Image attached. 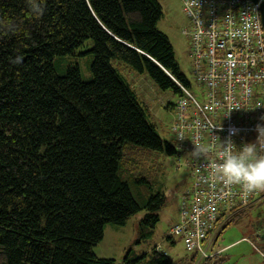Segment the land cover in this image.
<instances>
[{
    "label": "trees",
    "instance_id": "1",
    "mask_svg": "<svg viewBox=\"0 0 264 264\" xmlns=\"http://www.w3.org/2000/svg\"><path fill=\"white\" fill-rule=\"evenodd\" d=\"M161 16L159 0H0V264H115L93 253L106 224L142 208L143 222L157 223L165 198L140 175L141 157L175 156V143L170 127L162 140L128 74L178 94L167 72L189 84ZM88 39L93 79L78 67L57 73L55 58ZM208 248L207 257L185 248L177 264H226ZM147 258L173 263L156 247L138 259Z\"/></svg>",
    "mask_w": 264,
    "mask_h": 264
},
{
    "label": "built area",
    "instance_id": "2",
    "mask_svg": "<svg viewBox=\"0 0 264 264\" xmlns=\"http://www.w3.org/2000/svg\"><path fill=\"white\" fill-rule=\"evenodd\" d=\"M262 3L264 0L182 1L188 20L182 33L189 39L191 74L202 88V101L167 72L180 90L170 126L174 157L178 165L189 168L192 178L181 198L178 222L171 225L168 235L180 237L187 251H199L204 257L208 255L203 241L225 214L249 207L256 197L264 198V188L247 191L210 175L220 147L218 137L223 140L226 135L222 129L240 127L242 132L233 137L240 147L256 141L257 125L264 124ZM197 145L206 149L200 158L192 154Z\"/></svg>",
    "mask_w": 264,
    "mask_h": 264
},
{
    "label": "rangeland",
    "instance_id": "3",
    "mask_svg": "<svg viewBox=\"0 0 264 264\" xmlns=\"http://www.w3.org/2000/svg\"><path fill=\"white\" fill-rule=\"evenodd\" d=\"M159 3L162 16L157 28L169 37L179 71L190 85L186 86L187 89L202 101V88L196 84L191 74L189 39L182 33L188 25L187 17L182 12V0H159ZM93 45V40L88 39L73 54L56 57L54 66L57 73L64 74L67 68L78 67L82 79L91 81L94 55L89 50ZM119 63L113 61L114 67L123 72ZM128 81L133 85L139 99L148 106L150 120L156 125L162 140L171 141L169 127L174 116L173 104L180 93H174L171 89L161 90L146 74H128ZM140 175L151 186L152 194L162 193L165 198V205L159 211L157 223L150 227L143 222L149 212L142 208L123 226L106 224L103 239L93 246V253L97 258L113 260L115 264H149L148 258H138L160 245L171 257V264H177L180 259L190 256L191 253L185 250L180 237H173L174 244L166 237L172 223L179 219L181 195L191 186L190 170L185 165H178L173 155L151 152L141 157ZM228 218H233L232 222L218 231ZM263 232L264 198L256 197L249 207L228 213L226 219L216 224L213 234L204 241L203 248L207 249L210 242L214 241L208 252L222 253L226 264H264V237L256 236ZM244 237L246 240L240 241ZM248 239H251L253 245ZM126 258H129L128 263L125 262ZM134 260L136 262H132Z\"/></svg>",
    "mask_w": 264,
    "mask_h": 264
},
{
    "label": "clouds",
    "instance_id": "4",
    "mask_svg": "<svg viewBox=\"0 0 264 264\" xmlns=\"http://www.w3.org/2000/svg\"><path fill=\"white\" fill-rule=\"evenodd\" d=\"M222 130L226 135L223 140L218 137L220 147L216 161L211 164V177L220 178L228 184L242 185L247 191L264 188V124L257 125L256 141L244 143L240 147L233 140L242 132L240 127L230 125ZM205 151L197 145L192 154L200 158Z\"/></svg>",
    "mask_w": 264,
    "mask_h": 264
},
{
    "label": "water",
    "instance_id": "5",
    "mask_svg": "<svg viewBox=\"0 0 264 264\" xmlns=\"http://www.w3.org/2000/svg\"><path fill=\"white\" fill-rule=\"evenodd\" d=\"M254 2H256V0H253ZM260 19H261V25H262V29L264 32V3L261 4L260 6Z\"/></svg>",
    "mask_w": 264,
    "mask_h": 264
},
{
    "label": "crops",
    "instance_id": "6",
    "mask_svg": "<svg viewBox=\"0 0 264 264\" xmlns=\"http://www.w3.org/2000/svg\"><path fill=\"white\" fill-rule=\"evenodd\" d=\"M244 238H245V237H244ZM244 238H241L240 241L244 240ZM236 242H237V241H236ZM224 249H226V247H225ZM224 249H222V250H224Z\"/></svg>",
    "mask_w": 264,
    "mask_h": 264
}]
</instances>
